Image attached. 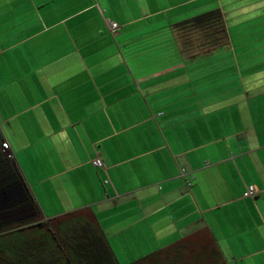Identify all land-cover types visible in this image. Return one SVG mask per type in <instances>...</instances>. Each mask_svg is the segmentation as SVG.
Listing matches in <instances>:
<instances>
[{"label":"crops","instance_id":"0c3cea01","mask_svg":"<svg viewBox=\"0 0 264 264\" xmlns=\"http://www.w3.org/2000/svg\"><path fill=\"white\" fill-rule=\"evenodd\" d=\"M215 8L227 43L180 49ZM0 143L43 217L89 210L119 264L200 231L264 264V0H0Z\"/></svg>","mask_w":264,"mask_h":264},{"label":"trees","instance_id":"16d2710c","mask_svg":"<svg viewBox=\"0 0 264 264\" xmlns=\"http://www.w3.org/2000/svg\"><path fill=\"white\" fill-rule=\"evenodd\" d=\"M207 30L211 48L224 46L227 33L218 8L199 13L174 25ZM219 33V35H218ZM207 49V51H209ZM18 185L27 218L13 225H0V264H119L93 214L78 209L44 218L17 167L5 155L0 143V193ZM128 264H225L212 237L200 231L153 251Z\"/></svg>","mask_w":264,"mask_h":264},{"label":"rangeland","instance_id":"374dc122","mask_svg":"<svg viewBox=\"0 0 264 264\" xmlns=\"http://www.w3.org/2000/svg\"><path fill=\"white\" fill-rule=\"evenodd\" d=\"M213 31L215 28L204 31L187 26L176 28L175 34L180 49L192 52L199 49H209L211 45L207 43V33L211 32L212 35ZM216 35L213 34L212 37L214 38ZM22 198V192L18 185H12L0 193V225H13L28 217V207H24L20 203Z\"/></svg>","mask_w":264,"mask_h":264},{"label":"built area","instance_id":"2783aa9c","mask_svg":"<svg viewBox=\"0 0 264 264\" xmlns=\"http://www.w3.org/2000/svg\"><path fill=\"white\" fill-rule=\"evenodd\" d=\"M109 28L112 32H115L117 30V25L115 22H109ZM8 157H10V154H7ZM91 163L94 165V166H97V167H103V161L100 157H95L94 159H92ZM256 187L254 185H248L244 191H243V196L244 197H248V196H253L256 192Z\"/></svg>","mask_w":264,"mask_h":264}]
</instances>
